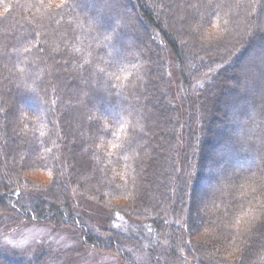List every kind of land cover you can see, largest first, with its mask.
Listing matches in <instances>:
<instances>
[{"label": "trees", "instance_id": "1", "mask_svg": "<svg viewBox=\"0 0 264 264\" xmlns=\"http://www.w3.org/2000/svg\"><path fill=\"white\" fill-rule=\"evenodd\" d=\"M20 1L0 0V219L70 218L85 247L126 264H264V0ZM182 121L189 143L209 142L194 160L212 163L208 188L178 172ZM78 201L134 221L141 241L103 240Z\"/></svg>", "mask_w": 264, "mask_h": 264}, {"label": "rangeland", "instance_id": "2", "mask_svg": "<svg viewBox=\"0 0 264 264\" xmlns=\"http://www.w3.org/2000/svg\"><path fill=\"white\" fill-rule=\"evenodd\" d=\"M22 0L20 1V5L23 3ZM250 5V4H249ZM14 7L8 8L7 15L8 13L12 14L14 12ZM6 12V10H4ZM4 14V13H3ZM248 14V13H247ZM246 14V15H247ZM240 22L234 24V28L230 32H233L232 35L237 38V40H240L243 38L244 33L246 31H249L252 26L248 25L246 16L243 17V14L239 17ZM194 30V26H193ZM227 30V29H226ZM9 33V31H7ZM254 45L250 46L248 48V51H243L240 52V57L246 61H253L249 58L248 60V55L249 57L252 56L253 59V54L250 53V50ZM243 53V54H241ZM250 53V54H248ZM253 53H254V48H253ZM171 70V69H170ZM173 74V70H171ZM210 75H205L202 77V81L205 82ZM177 78V76H176ZM176 80V79H175ZM240 80V79H239ZM201 81V80H200ZM200 82V84L197 82L199 87H196L194 85L193 91L195 89H201V86L203 82ZM176 82V81H175ZM233 84V82H231ZM230 83V85H232ZM179 88V86H178ZM187 89L185 90L180 87L178 90L175 98L172 97L171 100H173L174 105L178 106V111L181 112L182 105L184 104L183 98L185 99V95L188 94ZM180 100L182 102H180ZM185 106V104H184ZM198 113V112H197ZM197 122V129L200 125V115H198L196 118ZM185 120V119H184ZM184 122V121H182ZM195 122V123H196ZM184 124L181 127V133H179V162L181 161V157L183 154V159L189 155L191 163H182L180 165V174L185 171V175L187 177V182L189 185H198L199 188H196V190H200L201 187L208 188L209 182H212L213 180H210V171L212 170V163L205 164V167L197 168L194 160L197 158L195 157L196 154L198 156L200 152V157L203 155V146L204 144L206 145V141H203L197 133L195 136V143H189V139H186L185 135V125ZM227 129V128H226ZM207 133H205L204 136H206ZM161 152V151H160ZM206 152V150H205ZM145 153V152H144ZM203 157V156H202ZM199 161V160H198ZM160 167V163H156L154 168L151 170L150 174L154 179H158L165 174H167L166 178H169L171 181V176L172 172L171 170L167 169L166 166L167 164H164V168ZM160 167V168H159ZM3 169L8 170L9 165L8 163H5L3 166ZM197 169H200L201 171L199 172ZM214 169V167H213ZM164 171V172H163ZM203 173V174H202ZM162 174V175H161ZM28 179L32 180L36 184H48L49 180L51 179V176L42 172V171H34L33 173H30L27 175ZM165 178V176H163ZM259 179V182L263 183L260 180H264V177L260 175L257 177ZM149 182L147 185L150 184V178H148ZM175 182H179L178 178H174ZM258 182V181H257ZM252 182L248 183V186H250ZM178 185V183H177ZM146 190H150L149 186H146ZM162 191H164V188H162ZM197 193L194 190V194ZM36 195V194H35ZM38 196H42L40 193L37 194ZM36 195V196H37ZM114 202V201H113ZM128 199L127 198H118L115 203L119 205H127ZM78 212H81L80 215L83 216H88V228L91 227L94 231H92L94 234H98L103 240H106V238L111 235V231L117 232L116 234H119L121 236L127 237L129 239L132 238H137V241L140 240L141 238L138 237V225L132 221V220H127V219H120L119 216H115L114 213H109L105 208H101L96 205H92L89 202H80L78 201ZM20 216L23 217L21 213H19ZM12 214L5 213L1 216L2 219H0V244L4 248H0V256H1V261L4 263L8 264H18L14 261L15 260H20V264H126L124 259H122V256L120 252H113V251H104V249L100 248H95V247H85L83 245L84 243V237H83V242L81 240V228H79L82 224H77L78 222L74 221L72 222L69 219L66 220L65 225H55L54 222H38L35 219H25V218H20L16 219L15 216ZM169 222H176L175 217H169ZM178 222V220H177ZM90 225V226H89ZM165 240V239H164ZM141 241V240H140ZM163 246L167 244V241H162L161 242ZM151 244H142V251H147L151 246ZM152 245H155L152 243ZM145 254H142V259L140 256L135 258L138 261L143 262L145 258ZM186 262V261H185ZM187 263V262H186ZM188 264H193L188 261Z\"/></svg>", "mask_w": 264, "mask_h": 264}]
</instances>
